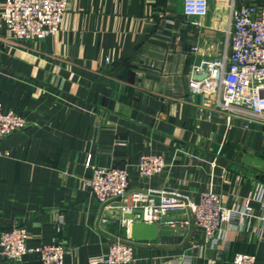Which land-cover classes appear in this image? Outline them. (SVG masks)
Wrapping results in <instances>:
<instances>
[{
	"label": "crops",
	"instance_id": "obj_1",
	"mask_svg": "<svg viewBox=\"0 0 264 264\" xmlns=\"http://www.w3.org/2000/svg\"><path fill=\"white\" fill-rule=\"evenodd\" d=\"M228 2L209 0L207 15L192 19L180 0H69L59 31L35 42L11 39L0 21V105L27 121L0 142L8 153L0 156V231L23 225L28 247L59 243L63 264H90L127 239L132 215L121 201L99 203L83 181L94 166L127 168L128 193L177 191L198 203L211 191L227 210L252 209L222 225L221 254L194 226L163 221L151 242L131 241L129 231V264H234L238 253L262 264L264 172L243 160L264 162V126L246 128L216 107L214 92L190 88L197 61L230 54ZM249 3L264 0L235 6ZM143 154L166 162L147 182L135 171ZM257 185L260 200L252 199ZM23 260L40 264L34 254Z\"/></svg>",
	"mask_w": 264,
	"mask_h": 264
},
{
	"label": "built area",
	"instance_id": "obj_2",
	"mask_svg": "<svg viewBox=\"0 0 264 264\" xmlns=\"http://www.w3.org/2000/svg\"><path fill=\"white\" fill-rule=\"evenodd\" d=\"M186 18H202L208 13L209 0H180ZM227 1V0H225ZM230 0L229 30L230 54L209 57L197 61L191 68L192 91H212L219 109L246 121V128L253 124L264 126V3L235 6ZM69 0H5L0 14L8 36L13 40L35 42L55 35L63 23ZM195 53L197 49H194ZM205 75L203 79L198 76ZM27 121L13 111H5L0 105V142L6 137L24 130ZM8 155L0 149V156ZM86 165H90L87 158ZM166 168L162 155L143 154L135 166L138 178L147 182L161 175ZM131 172L127 168L92 167L91 177L84 185L101 204L120 198L122 213L132 215V220L145 223L165 222L173 228L194 226L202 233L204 244L225 250L226 240L222 225L238 217L252 214L246 206L241 211L227 210L223 198L211 191L203 193L198 203L188 195L177 191L143 189L128 193ZM261 185H257L259 199ZM262 215L264 220V202ZM180 215L172 218L171 215ZM127 239H116L102 256L90 264H129L134 261V248ZM29 232L23 225L0 231V257L15 264H26L24 256L34 254L40 264H63L65 248L59 243L28 247ZM234 264H257L253 255L238 253ZM166 264H188L177 259ZM262 264H264V257Z\"/></svg>",
	"mask_w": 264,
	"mask_h": 264
},
{
	"label": "water",
	"instance_id": "obj_3",
	"mask_svg": "<svg viewBox=\"0 0 264 264\" xmlns=\"http://www.w3.org/2000/svg\"><path fill=\"white\" fill-rule=\"evenodd\" d=\"M205 75L198 76L197 79H203ZM243 164L259 173L264 172V162L258 158L252 156H245ZM112 201H121L120 198H116ZM132 217V216H131ZM119 228V223L116 225ZM158 234V225L153 223H145L140 219L134 220L131 224L130 239L131 241L140 242H151L156 240ZM117 235V232H116ZM131 244V242H129Z\"/></svg>",
	"mask_w": 264,
	"mask_h": 264
},
{
	"label": "rangeland",
	"instance_id": "obj_4",
	"mask_svg": "<svg viewBox=\"0 0 264 264\" xmlns=\"http://www.w3.org/2000/svg\"><path fill=\"white\" fill-rule=\"evenodd\" d=\"M216 1H220V2H223V0H216Z\"/></svg>",
	"mask_w": 264,
	"mask_h": 264
}]
</instances>
